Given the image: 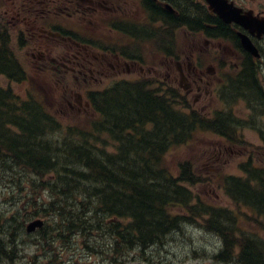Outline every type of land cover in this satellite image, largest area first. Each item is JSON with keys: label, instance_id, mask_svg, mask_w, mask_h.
Returning <instances> with one entry per match:
<instances>
[{"label": "trees", "instance_id": "1", "mask_svg": "<svg viewBox=\"0 0 264 264\" xmlns=\"http://www.w3.org/2000/svg\"><path fill=\"white\" fill-rule=\"evenodd\" d=\"M7 35L0 30V74L13 71L17 62ZM143 87L92 94L96 115L74 127L54 121L39 102L26 101L18 112L10 94L0 90V125L24 131L22 142L16 133H0L1 150L17 163L2 157L0 178L11 174L18 187L21 168L28 186L13 201V211L0 213V264L23 258L25 239L38 251L31 264H79L69 258V247L100 254L102 264H137L151 260L149 248L163 244L187 220L219 238L213 260L264 264V165L249 160L239 175L219 172V187L232 206L192 191L188 184L204 182L207 175L190 160L179 162L174 175L166 153L193 145V135L211 126L186 110V103ZM55 127H62L61 138L50 143L47 134ZM36 217L44 225L28 233L26 222ZM245 218L256 225L243 224Z\"/></svg>", "mask_w": 264, "mask_h": 264}, {"label": "flooded vegetation", "instance_id": "2", "mask_svg": "<svg viewBox=\"0 0 264 264\" xmlns=\"http://www.w3.org/2000/svg\"><path fill=\"white\" fill-rule=\"evenodd\" d=\"M229 1L264 15V0ZM0 28L23 55L15 56L13 71L0 74L6 80L0 90L18 112L25 99L40 94L69 112H89L92 94L105 86H155L158 96L188 103L207 117L216 159L234 143L264 150V37H252L259 52L252 55L240 42L239 33L248 32L220 19L206 0H0ZM183 36L187 42L178 44ZM14 81L27 89L17 94ZM239 95L244 118L233 111L232 98ZM242 128L255 138H246ZM0 132L23 140L19 125L0 126Z\"/></svg>", "mask_w": 264, "mask_h": 264}, {"label": "rangeland", "instance_id": "3", "mask_svg": "<svg viewBox=\"0 0 264 264\" xmlns=\"http://www.w3.org/2000/svg\"><path fill=\"white\" fill-rule=\"evenodd\" d=\"M243 2L245 3V1ZM248 5L249 3L245 4L244 6ZM187 40L188 36H183V38H180L177 42L178 44L185 45ZM196 40L201 44L202 39ZM14 49L18 58L21 59L20 55L22 54H20L16 48ZM24 54L26 53L24 52ZM26 55L30 56V54ZM25 68H27L26 65ZM47 73L50 74L48 71ZM259 76L260 83L264 88V66L259 70ZM0 81H2V83L6 82V80H2V78H0ZM11 87L17 94H20L24 87L27 89L26 85L17 83L15 81ZM30 91L33 93L34 88L31 87ZM24 95L25 91L21 93L22 97H24ZM233 98V111H235L239 117H246V108L240 96L235 97L234 99ZM38 100L43 104H47L40 98H38ZM59 100L60 96L58 94L57 101L59 102ZM60 106L61 105L57 103L56 109L50 106L48 111L53 116H56L62 123L73 124L78 122L82 123L84 121L86 122L87 117L89 116V114L86 112H69L66 107L61 109ZM45 107L48 108V104L45 105ZM249 131L250 130L244 128L242 130V134H244L246 138H251L250 136L255 138V136L250 134ZM193 137L196 140L193 145H182L171 152L168 150L166 153V160L174 168V175L177 174L176 165L179 162L190 160L197 172H203L207 175V180L204 182H198L190 185L188 184L192 191L200 193L205 198L207 196L211 202L216 203L217 205L232 206V203L224 192L223 188L219 187V185H221L222 179L219 177L217 178L215 174L217 172L223 171L239 175L240 169L238 161L243 158L244 152L246 151L253 152L254 164H257L258 166L264 165V151L261 154L260 149L247 148L243 143H234V147L231 152L229 151L225 153L224 156L220 157V159H216L217 150L212 148L211 141L214 136H212L211 133L196 132ZM111 150L112 148H108V151ZM18 174L20 175L18 187L14 186L11 174H8L5 178H0V213H3V215L8 214L11 209L13 211L15 208L12 207L11 201L17 199L19 196L21 197L26 192L25 186L27 185L24 180L25 176L23 175L22 177L21 168H19ZM211 177H213V180H211ZM6 197L10 199H7ZM242 222L246 225H250V223L256 225L255 222L246 218L243 219ZM262 234L264 235V231ZM218 240L219 238L215 234H212L211 232L204 229L199 221L187 220L184 223H180L178 230L171 232L163 244H158L149 248L148 254L151 257V260L148 261L138 259L139 262L137 264H225L224 262H216L212 260L210 256L211 253L214 252ZM24 242L25 244L21 245V247L23 248L22 252L25 256L19 261H16L15 264H31L30 257L35 253V250L36 253L38 252L34 244L29 245V241L27 239H25ZM56 244L59 245L58 242H56L55 245ZM67 254L70 256L69 258L74 257L79 264L103 263L101 262L103 258L100 254H91L87 252V249H82V247H69Z\"/></svg>", "mask_w": 264, "mask_h": 264}, {"label": "water", "instance_id": "4", "mask_svg": "<svg viewBox=\"0 0 264 264\" xmlns=\"http://www.w3.org/2000/svg\"><path fill=\"white\" fill-rule=\"evenodd\" d=\"M207 1L210 3V7L213 8L225 22L235 21L251 32V34H256L257 36L264 34V18L253 16L250 11L240 14V9L227 3L226 0ZM240 35L243 47L253 54H257L256 48L249 36L243 33ZM41 224L42 221L40 219L32 220L27 224V230L31 231Z\"/></svg>", "mask_w": 264, "mask_h": 264}]
</instances>
